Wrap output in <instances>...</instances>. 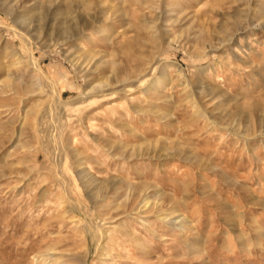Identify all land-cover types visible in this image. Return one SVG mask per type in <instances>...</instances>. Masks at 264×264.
Returning a JSON list of instances; mask_svg holds the SVG:
<instances>
[{
	"label": "rangeland",
	"instance_id": "1",
	"mask_svg": "<svg viewBox=\"0 0 264 264\" xmlns=\"http://www.w3.org/2000/svg\"><path fill=\"white\" fill-rule=\"evenodd\" d=\"M0 264H264V0H0Z\"/></svg>",
	"mask_w": 264,
	"mask_h": 264
},
{
	"label": "bare ground",
	"instance_id": "2",
	"mask_svg": "<svg viewBox=\"0 0 264 264\" xmlns=\"http://www.w3.org/2000/svg\"><path fill=\"white\" fill-rule=\"evenodd\" d=\"M60 15H61V14H60ZM62 15H63V12H62ZM79 35H81L80 32H78V31L75 32V31H74L73 34L70 36V39H71V40H76V39L78 40V38L80 37ZM66 45H68V44H66ZM32 64H33V63H32ZM33 65H34V64H33ZM33 67L35 68V66H33ZM116 83H117V82H116ZM117 85H118V84H117ZM118 86H119V85H118ZM115 88L117 89V86H115ZM115 88H111V91L114 90ZM124 88H125V87H124ZM124 88L121 86V88H119V89H120L119 91L122 92V91L124 90V92H125V89H124ZM116 89H115V90H116ZM107 90H108V89H107ZM119 91H112L113 93H111V94H114V92L116 93V92H119ZM109 95H110V93H109Z\"/></svg>",
	"mask_w": 264,
	"mask_h": 264
}]
</instances>
